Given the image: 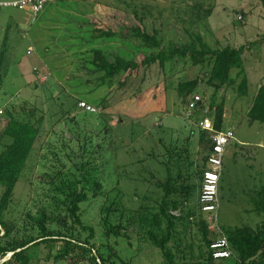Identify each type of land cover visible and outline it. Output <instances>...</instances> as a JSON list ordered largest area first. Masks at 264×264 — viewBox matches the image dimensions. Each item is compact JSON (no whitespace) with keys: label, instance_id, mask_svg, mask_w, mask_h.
<instances>
[{"label":"rangeland","instance_id":"rangeland-1","mask_svg":"<svg viewBox=\"0 0 264 264\" xmlns=\"http://www.w3.org/2000/svg\"><path fill=\"white\" fill-rule=\"evenodd\" d=\"M5 1L13 0H0ZM147 1L151 2L152 9L150 15H145V20L140 19L139 12L137 19L131 17V9L115 0H54L44 7L34 22L26 10L0 7V49L6 42L5 78L0 82V134L6 123L7 109L13 111L32 105L41 108L46 119L45 132L41 136L44 141L61 114L59 104L66 102L64 109H68L74 103L72 98H67L68 95L78 103L93 107L104 97L108 98V107L103 110L104 119L82 110L75 111L72 116L76 117L81 128L89 131H97L104 124L111 127L115 156L106 153L108 161L101 172L104 190L109 191L105 199L107 203L123 206L127 209L124 216L131 217L139 206L152 205L162 195L154 186V180L166 178V166L162 165L168 161L166 148L180 147L189 137L191 154L197 152L199 129L185 119L186 106L176 86L194 78L200 69L205 71L206 67L182 60L168 61L163 67L155 62L142 65L121 86L126 70L111 76L104 86H100L96 79L99 74H89L91 49L138 61L153 50L141 51L140 43L132 33L126 34L125 39H97L93 42L90 34L99 27L112 31L129 29L131 32L145 29L157 37L161 48L167 52L177 46L180 49L213 50L225 46L238 48L256 42L242 57L247 78L245 92L239 88L240 79H237L216 94L217 100L225 97L223 130L232 131L234 139L227 145L223 157L218 212L216 216L211 215L213 225L220 231L242 226L255 228L264 219L263 213L254 212L252 205L257 192L264 186V122L250 123L248 112L259 87L264 85V0H226L227 9L219 8V13L213 12L216 7L211 10L214 0H205L208 7L205 9L211 11V16L198 22L190 20L187 12L190 8L182 0ZM195 6L192 11L202 16L204 10L200 3ZM197 20L195 17L194 21ZM235 75L233 69L231 77ZM198 91L207 103L212 89L201 84ZM95 108L97 113L102 109ZM40 113L37 110V116ZM50 114L53 117L48 118ZM17 116L21 120L25 118L20 111ZM72 125L69 119H64L57 123V128H63L64 132L69 128L72 133ZM39 154V150L33 153L28 169L15 187L13 202L5 216L8 222L20 221L29 207L32 211L36 209L31 206V201L41 191V187L33 182L40 170ZM197 197L195 191L190 207L195 206ZM101 203L99 199V202L82 208L83 220L94 228L96 237L103 233L100 222L103 214L99 220L96 216ZM110 221L117 223L118 213L110 215ZM127 224L128 221H124L127 228L120 236L105 240L113 248V260L130 264H162L160 251L144 239L136 225ZM192 235L197 245L196 227ZM58 248V245L54 246L52 254ZM29 252L45 257L48 249L40 246ZM39 264L90 262L69 258L56 262L50 259Z\"/></svg>","mask_w":264,"mask_h":264},{"label":"trees","instance_id":"trees-1","mask_svg":"<svg viewBox=\"0 0 264 264\" xmlns=\"http://www.w3.org/2000/svg\"><path fill=\"white\" fill-rule=\"evenodd\" d=\"M191 1L192 5L188 6L190 11H187L190 20L198 22L210 16L211 11L205 9V0ZM197 2L204 10L202 16L199 12L192 11ZM132 17L137 19V13L134 12ZM195 17L198 18L197 21H194ZM131 33L140 43L141 51H153L138 61L125 60L100 49H91L89 74H99L96 77L99 85L104 86L111 76L126 70L124 79L120 81L121 86L126 78L136 74L145 64L158 62L163 67L168 61L193 62L201 68L206 67V70L200 69L194 78L179 82L176 91L187 106L198 95L199 85L205 84L211 88L212 95L207 103L198 95L201 102L193 112L192 122L198 124L204 117H208L214 131H222L226 101L224 96L217 100L216 94L233 85L237 79H240L239 88L245 92L247 78L242 57L256 42L238 48L225 46L213 50L180 49L177 46L167 52L161 48L157 37L145 29L131 32L129 29L112 31L100 27L90 34V39L92 42L97 39L112 41L117 38L125 39L126 34ZM1 46L0 82L5 78L6 42ZM233 69L236 70V75L232 78ZM67 98H72L74 103L68 109H64L66 102L59 104L61 114L44 141H41V136L45 132L46 119L41 108L32 105L31 108L20 107L18 110L6 111V123L0 134V264H39L50 259L56 262L69 258L87 260L90 264H130L121 260L115 262L113 248L105 243L106 239L118 237L125 231L127 227L124 221H128L127 225H136L144 239L160 251L162 264H264V219L255 228L242 226L224 231L221 229L217 234L209 229V218L200 212L198 197L195 206L190 207L189 202L194 192L199 194L205 160L213 146L208 132L198 128V148L194 155L191 154L189 137L183 140L180 147L166 148L168 161L162 164L166 166V178L154 180V186L161 190L162 195L152 205H141L133 211L131 217H125L127 209L115 202L107 203L105 198L109 191L104 190V178L101 176L108 161L106 155L115 156L111 127L104 124L97 131H89L85 127L81 128L76 117L72 116L75 111L82 110L104 119L103 110L108 107V98L104 97L94 104L97 108L102 107L98 113L82 109L77 99L71 95ZM37 110L41 112L38 116ZM19 111L25 116L23 120L17 116ZM51 117L53 114L48 118ZM248 117L250 123L264 122V85L259 87ZM64 119L73 123L72 133L69 128L66 132L63 128L58 130L57 123ZM36 150L40 151L37 158L40 170L33 182L41 187V191L31 201V206H36V209L32 211L29 207L20 221L8 222L5 216L13 202L15 187L28 169ZM99 199L102 203L96 216L99 220V216L103 214L100 218L103 233L96 237L94 228L83 220L82 208L86 204L99 202ZM253 201L254 212L264 215V186ZM117 213L118 222L112 223L110 215ZM194 227L198 233L197 245L193 241ZM223 238L228 243L231 255L227 259L215 260L211 256L209 245ZM96 239L102 243L99 244ZM57 245L59 248L52 254L51 249ZM40 246L48 249L45 257L29 252L31 248Z\"/></svg>","mask_w":264,"mask_h":264},{"label":"built area","instance_id":"built-area-1","mask_svg":"<svg viewBox=\"0 0 264 264\" xmlns=\"http://www.w3.org/2000/svg\"><path fill=\"white\" fill-rule=\"evenodd\" d=\"M53 1L54 0H13L0 2V7L26 10L30 13L32 22H34L44 7ZM200 102L201 98L198 95H195L187 104L185 114V119L189 124H193L201 130L209 133L208 138L213 144L210 155L205 160V166L202 172L201 186L198 194V206L201 213L208 215L211 222L209 229L220 233L219 227L213 225L212 222H214V217L211 215L216 216L218 212V185L222 174L223 157L226 153V147L234 139V135L230 130L215 132L213 124L208 117H204L198 124L193 123V112ZM79 106L89 112H97L95 107L88 104L79 103ZM209 249L212 258L215 260L227 259L231 255L225 238L211 243Z\"/></svg>","mask_w":264,"mask_h":264},{"label":"crops","instance_id":"crops-1","mask_svg":"<svg viewBox=\"0 0 264 264\" xmlns=\"http://www.w3.org/2000/svg\"><path fill=\"white\" fill-rule=\"evenodd\" d=\"M115 1L118 4H121L122 6H125L128 10L130 8L131 9V17H132L134 12L135 13L139 12V14H141L140 19H142V20H145V18H146L145 15H147V16L150 15V12H151V9H152L151 2L149 3L147 0H115ZM157 1L159 3L160 2H164V0H156V2ZM225 1L226 0H214L213 7L211 8V10L215 9V7H216V9L213 10V12L215 11L216 13H219L217 11L219 8H221L222 10H226L227 8L225 7V4H224ZM182 3H186L185 5L189 6V5H191L192 1L191 0H185V2L183 1Z\"/></svg>","mask_w":264,"mask_h":264}]
</instances>
